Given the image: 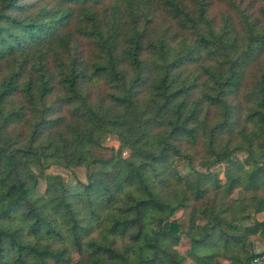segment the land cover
<instances>
[{
    "label": "trees",
    "instance_id": "1",
    "mask_svg": "<svg viewBox=\"0 0 264 264\" xmlns=\"http://www.w3.org/2000/svg\"><path fill=\"white\" fill-rule=\"evenodd\" d=\"M263 214L264 0H0V264H252Z\"/></svg>",
    "mask_w": 264,
    "mask_h": 264
},
{
    "label": "rangeland",
    "instance_id": "2",
    "mask_svg": "<svg viewBox=\"0 0 264 264\" xmlns=\"http://www.w3.org/2000/svg\"><path fill=\"white\" fill-rule=\"evenodd\" d=\"M104 145L107 149H111V148L118 149L120 146V142L114 136H107L104 138ZM109 152L110 151L107 150V151H99L97 153L98 154H108ZM124 153L127 154V153H129V151L124 150ZM35 170L37 173L40 172V169L38 167H35ZM47 172L50 174L62 175L65 178V180L67 181V183L70 185H76L77 182H86V180H87V171L85 168H78V169H74L73 171H68L65 169L58 168V167H52ZM41 185L43 187L44 183L42 182ZM236 196H239V192L236 193ZM262 217L264 218V215ZM177 219L182 220V214L181 213H179L177 215ZM247 223L249 224V222H247ZM256 247H257L258 251L264 250L263 249L264 248V240L262 238L257 239Z\"/></svg>",
    "mask_w": 264,
    "mask_h": 264
},
{
    "label": "built area",
    "instance_id": "3",
    "mask_svg": "<svg viewBox=\"0 0 264 264\" xmlns=\"http://www.w3.org/2000/svg\"><path fill=\"white\" fill-rule=\"evenodd\" d=\"M252 264H264V253L261 256L255 257Z\"/></svg>",
    "mask_w": 264,
    "mask_h": 264
},
{
    "label": "crops",
    "instance_id": "4",
    "mask_svg": "<svg viewBox=\"0 0 264 264\" xmlns=\"http://www.w3.org/2000/svg\"><path fill=\"white\" fill-rule=\"evenodd\" d=\"M264 215V214H263ZM263 215H261V216H259V218L261 219V220H263L264 218L262 217ZM256 244H257V242H256ZM264 249V248H263ZM256 250H257V247H256ZM258 251V250H257Z\"/></svg>",
    "mask_w": 264,
    "mask_h": 264
}]
</instances>
